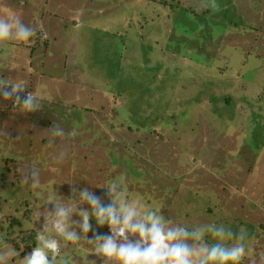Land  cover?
<instances>
[{"label": "rangeland", "instance_id": "374dc122", "mask_svg": "<svg viewBox=\"0 0 264 264\" xmlns=\"http://www.w3.org/2000/svg\"><path fill=\"white\" fill-rule=\"evenodd\" d=\"M8 13L37 32L0 47V81L26 84L22 101L41 99L24 114L0 96V215L42 230L50 197L71 203L73 188H88L107 204L119 178L129 200L175 224L247 228L253 251L241 264L258 262L264 0H0V17ZM53 123L77 135L50 143ZM90 223L89 239L110 234ZM61 242L67 264H87L93 245Z\"/></svg>", "mask_w": 264, "mask_h": 264}, {"label": "clouds", "instance_id": "9594fccd", "mask_svg": "<svg viewBox=\"0 0 264 264\" xmlns=\"http://www.w3.org/2000/svg\"><path fill=\"white\" fill-rule=\"evenodd\" d=\"M36 32V27L25 24L14 13L0 17V47L9 41H28ZM8 85L10 90L6 87ZM25 87L26 84L0 81V96L4 100H12L13 107L27 114L40 109L41 98L30 92L22 101L18 93ZM49 129L50 143L77 135L75 128L66 132L57 123ZM65 156L66 151L61 150L56 159L59 162ZM38 175L33 168L25 177V183L35 186L39 182ZM106 189L110 201L107 204L88 188H73L74 198L67 199L71 203H65L62 197H50L47 204L54 205V208L42 215L44 223L42 230L36 229V246L23 256L20 264H67L62 251L66 243L61 241H83L93 245L92 251L84 257L87 264H95V261L88 260L89 254L100 257L103 264H241L253 251L248 230L243 226L238 232L214 222L189 229L166 219L161 209L147 208L139 199L129 200L122 179L110 181ZM79 202L82 204L73 206ZM84 204L89 208L84 209ZM73 215L79 216L80 220H73ZM93 218L98 227L107 225L110 234L94 235L89 239L87 234L92 228L90 220ZM76 229L80 230L79 234ZM206 235H210L214 242H207ZM17 255L16 250L4 244L0 237V264H9L10 258ZM253 264H264V255Z\"/></svg>", "mask_w": 264, "mask_h": 264}, {"label": "trees", "instance_id": "16d2710c", "mask_svg": "<svg viewBox=\"0 0 264 264\" xmlns=\"http://www.w3.org/2000/svg\"><path fill=\"white\" fill-rule=\"evenodd\" d=\"M116 114L117 112H115V116ZM27 221V217H18V215L14 214L0 215V232L5 233V242L10 244L19 254L12 257L11 261L15 262L18 259H22L25 254L29 253L36 246V230L26 228L25 224Z\"/></svg>", "mask_w": 264, "mask_h": 264}]
</instances>
